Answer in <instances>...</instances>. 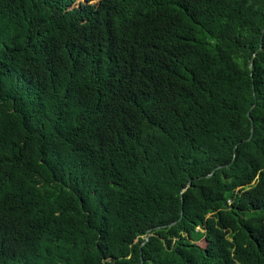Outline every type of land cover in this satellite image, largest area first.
<instances>
[{
    "label": "trees",
    "instance_id": "1",
    "mask_svg": "<svg viewBox=\"0 0 264 264\" xmlns=\"http://www.w3.org/2000/svg\"><path fill=\"white\" fill-rule=\"evenodd\" d=\"M0 264H264V0H0Z\"/></svg>",
    "mask_w": 264,
    "mask_h": 264
},
{
    "label": "water",
    "instance_id": "2",
    "mask_svg": "<svg viewBox=\"0 0 264 264\" xmlns=\"http://www.w3.org/2000/svg\"><path fill=\"white\" fill-rule=\"evenodd\" d=\"M251 62H252V61H251ZM251 62H250V63H251ZM247 116H248V118L250 119V121H251V123H252V118H251V116H250V111H248ZM253 131H254V126H253V124H252L251 135H253ZM248 139H249V138H248ZM248 139H247V140H248ZM234 158H235V155H234ZM225 166H227V165H222V166H219V167L215 168L211 173L205 175V177H210L212 174L215 173V171H216L217 169L222 168V167H225ZM190 185H191V181L188 182V184H187V186L185 187L184 190H186ZM184 190H183V191H184ZM183 191H182V192H183ZM174 224H176V221H174V222H172V223H169V224H166V225L157 226V227H155V229H157V228H164V227H167V226H172V225H174ZM150 234H151V229L147 230V232H146V234H145V240H148V239H149Z\"/></svg>",
    "mask_w": 264,
    "mask_h": 264
},
{
    "label": "rangeland",
    "instance_id": "3",
    "mask_svg": "<svg viewBox=\"0 0 264 264\" xmlns=\"http://www.w3.org/2000/svg\"><path fill=\"white\" fill-rule=\"evenodd\" d=\"M77 2H84V0H77Z\"/></svg>",
    "mask_w": 264,
    "mask_h": 264
}]
</instances>
